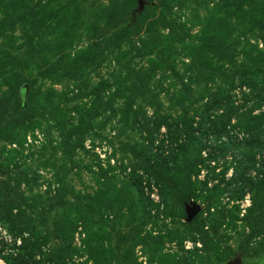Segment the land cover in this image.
<instances>
[{
  "label": "rangeland",
  "instance_id": "rangeland-1",
  "mask_svg": "<svg viewBox=\"0 0 264 264\" xmlns=\"http://www.w3.org/2000/svg\"><path fill=\"white\" fill-rule=\"evenodd\" d=\"M0 229V264H264V0H0Z\"/></svg>",
  "mask_w": 264,
  "mask_h": 264
},
{
  "label": "water",
  "instance_id": "water-1",
  "mask_svg": "<svg viewBox=\"0 0 264 264\" xmlns=\"http://www.w3.org/2000/svg\"><path fill=\"white\" fill-rule=\"evenodd\" d=\"M144 0H137L138 7L141 9L143 7ZM198 211L197 207H194L193 209L190 210L189 214V219L193 217V215ZM230 264H238L237 262L235 263H230Z\"/></svg>",
  "mask_w": 264,
  "mask_h": 264
},
{
  "label": "built area",
  "instance_id": "built-area-1",
  "mask_svg": "<svg viewBox=\"0 0 264 264\" xmlns=\"http://www.w3.org/2000/svg\"><path fill=\"white\" fill-rule=\"evenodd\" d=\"M1 230V229H0ZM0 234H2V237H3V239L5 240V241H10L11 242V238H10V236L9 235H7L6 234V232L5 231H0ZM15 244L16 245H20V239L18 238L17 240L15 239ZM2 263H3V261H2ZM4 264V263H3Z\"/></svg>",
  "mask_w": 264,
  "mask_h": 264
}]
</instances>
